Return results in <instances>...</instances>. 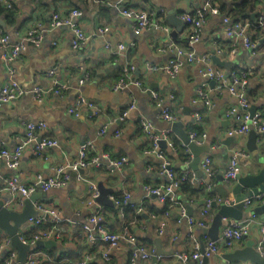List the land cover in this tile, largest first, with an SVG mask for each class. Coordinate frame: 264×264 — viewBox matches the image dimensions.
<instances>
[{"label":"clouds","instance_id":"obj_1","mask_svg":"<svg viewBox=\"0 0 264 264\" xmlns=\"http://www.w3.org/2000/svg\"><path fill=\"white\" fill-rule=\"evenodd\" d=\"M172 2L176 7L185 10L182 18L193 21L192 27L188 28L183 34L184 37L191 38V43L187 48L173 44L168 35L170 29L164 24L168 15L167 0H147L143 11L140 9L122 11L125 0H88L81 13H72L73 16L83 17L92 14L93 19L91 21L85 19L78 24L81 42L77 43L75 48H65L62 42L60 48L53 52V55L61 50L66 53L86 51L92 46L93 39L99 38L97 36L98 32L101 36L108 33L103 26L97 27L98 9L96 5L98 3L107 6L109 9L108 16H111V10L114 9L116 15L121 17L119 23L108 25L113 40L107 47L97 50V57H99L100 52L104 53V56L99 58L104 59L105 63L100 64L95 72L104 71L110 64L118 63L122 57L132 64V70L126 68L125 75L119 81L113 80L104 83H97L94 72H90L85 79L79 81V84L82 86L96 84L98 89H109L111 92L128 89L129 94L125 95L121 103L127 104L130 100L131 104L126 108V111L125 109L122 111L119 105L105 103L104 106H101L93 103L95 107L92 108V111L96 113L95 119H89L86 115H82L91 106L88 102L76 103L74 107L70 106L65 109V111L71 113L73 120L77 123H84L88 128L94 130L93 134L88 137L87 143L82 146V151L81 147H78L79 131L75 135L69 133L71 139L67 142L73 149L80 152L81 158H72L65 154L53 134L45 141V144H51L58 148V156L49 155L47 165H44L43 161L31 162L33 172L37 173L32 177L35 184H33V187H22L21 185H25L26 181L18 177L17 181L12 183L10 195L15 198L12 206L18 209L21 208L23 200L35 191L36 185L44 183L45 190L59 189L68 198L75 215H81L84 212L90 213V215L86 217L87 223L79 230L80 235L74 237L72 234L73 221L70 217L65 218L60 198L56 196L52 204H40L37 216L22 225L20 238L25 244L34 247L38 240L55 238L64 248H71L79 252L78 258L73 260L72 264H90L94 258V252L96 264H109V253L111 254L110 264H164V258L158 254L155 241L159 240V248L167 251V249L173 247L177 236L183 237V231L177 230L174 223H170L167 230H165L163 224L168 223L172 217L177 216V197L180 200L189 198L183 191L178 190V185L183 184L185 179L188 180L189 177H191L193 186H196L197 183L195 170L190 167L194 159L191 150L184 145V141L175 133L168 134L173 124L178 121H184L186 125L195 121L197 124L202 125L203 131L199 134L194 133L189 127L187 129L189 135L197 144L211 143L210 152L201 157L199 164V167L207 172L209 177L208 180L202 181L204 186L213 188L216 184L214 180L215 173L220 171L225 176V186L230 189L234 183H239V177L244 170L250 171L253 167L255 162L243 155L244 142L250 127L257 128L264 133V121L259 118L249 120L247 109L249 104L264 101V95L253 98L252 95L246 94V88L252 87L258 81H264V75H261L264 74V51H253L260 40L264 39V0H256L255 3H253V0H248L246 5L237 7L231 12L227 5L221 7L224 0H179V3H177V0H172ZM162 5L164 10L162 17L158 18L159 22L149 21L145 18L149 13V9L152 10L154 15L155 10L161 8ZM47 11H50V9ZM47 11L41 10L43 14H47ZM188 12H193L194 15L189 17ZM245 12L260 13V29L255 34L253 29L248 26L250 21L243 18ZM234 16L240 17L239 23H229ZM221 17H223V23H214ZM111 19L115 20V17L113 16ZM124 20L138 21V27L125 24L123 23ZM62 22L71 26V16L65 17ZM209 26H211L212 31L205 32V29ZM11 27V25L8 26L9 29ZM51 27L53 30H57L58 24L53 22ZM129 27H132L139 34L155 29V34L148 36L144 41L148 51L154 52L158 56L175 52L177 53L176 59L150 66L147 53L143 51L144 45H139L137 55L130 60L128 49L124 46V41L129 39ZM88 29H91V31ZM73 32L75 33V29H73ZM86 32L88 34H85ZM31 34L29 30V35ZM214 37L218 38L220 43H216ZM202 38H204L203 43H201ZM229 39L231 42L224 44V41ZM161 49H163V52L160 51ZM113 51L116 52V58L110 59L109 57H111ZM213 52L222 60L247 66L248 71H235L232 76H229L226 69H219L212 63ZM181 57L187 58L188 63L185 64ZM137 59L140 60V66L143 70L142 81L134 79V69L136 67L134 61ZM256 65L260 66L259 73L252 71V68ZM87 66H91V60L88 61ZM150 78L160 83L158 92L151 91V94H149L150 89L146 85ZM208 78L217 81L215 88L209 87ZM72 83H76L75 79ZM262 92H264V88H262ZM192 93L195 95H192ZM142 98L148 110L156 113V123L140 109L139 102ZM89 99L92 98L89 97L88 101ZM185 104L200 107L202 111L185 114ZM48 106L55 107L51 104ZM165 106L170 111L165 110ZM158 109L160 112H157ZM213 110L217 112L218 120L234 117L237 122H242V126L217 130L213 133V137H215L213 142L212 137L208 134L210 125L207 122V118ZM73 113H75L74 116ZM238 113L239 115H237ZM101 119H103L104 125L102 128H97V124ZM118 121L122 123H118ZM165 124H167V127H163ZM56 126L63 131L61 125L57 124ZM51 127L52 123L46 119L39 132L33 133L32 126L28 125L30 138L24 141L19 152L13 156L17 163H19L21 156L28 155V146L31 141L35 140L41 132ZM82 131L85 134L87 133V129ZM130 133L132 134L130 135ZM231 134H235L239 142L234 148L229 149L222 145L221 141L225 136ZM161 138L169 141L168 148L164 152L159 150L156 143ZM105 143H109L110 147L105 149ZM45 144L39 146L42 152H47ZM125 146L130 147L138 159L142 161L151 159V163L144 168L146 173H151L152 176L166 175L170 183L160 181L158 184L150 178L141 189L143 174L135 161L129 159V153L126 150L120 151ZM222 147L230 153H235L230 159L231 162L227 165L221 163L223 153L220 149ZM168 153H171V156ZM209 155L214 159H209ZM245 159H247V163H244ZM156 161L162 163L157 164ZM237 163L242 167H237ZM169 164L177 165L179 170L170 173L168 168L165 167ZM44 166H47L50 171L56 172L55 179L47 182L43 180ZM10 167L15 168V165H10ZM73 168L85 169L84 175L78 173L75 181H72L67 174L68 170ZM101 181L115 193L114 195L110 194L109 197L117 205L115 211L104 210L97 203L96 197L99 192L96 186ZM70 183L79 185L81 191H73L69 194L68 185ZM85 184L91 185V188L87 191H84ZM153 193H157L159 199L153 200ZM168 196L173 199V207L169 209L167 216H154L153 212L149 210V206L155 204L156 208L159 209V206ZM81 197H84V199H81ZM17 199L19 203L15 202ZM130 202L134 203V209L125 214L124 206ZM201 206L203 207V205ZM145 212L148 213L147 219L135 220L138 213ZM124 215H126V222L120 220V216ZM251 215V211H249L248 216L251 217ZM46 216L56 221L66 219L67 223L44 226L41 222ZM179 219H184L182 205L180 206ZM210 219V215L203 216V220L198 216L190 221L188 225H182L181 229L188 227L195 232L197 228H206L210 223ZM98 220L106 222L104 225L97 226ZM109 225L114 227H109ZM257 230L261 232L259 243L264 246V229H254L250 225L240 227L236 232L237 239L233 240L232 246L243 247L246 241L239 239L240 233H248L250 238L255 239L253 232ZM146 234H151V243L140 241L139 238ZM194 239L195 237L192 238L193 243ZM110 240L112 241L111 244H109ZM4 250H10V255L0 261V264H41L42 260H48L49 264H52L54 259L38 253L37 256L40 259L33 256L21 262L18 260L19 251L11 247L10 238L0 240V253ZM222 251L221 247L212 250L210 264H215L212 257L221 255ZM180 259L181 264H184V260L187 258Z\"/></svg>","mask_w":264,"mask_h":264},{"label":"crops","instance_id":"obj_2","mask_svg":"<svg viewBox=\"0 0 264 264\" xmlns=\"http://www.w3.org/2000/svg\"><path fill=\"white\" fill-rule=\"evenodd\" d=\"M246 2V3H245ZM256 0H253V3H255ZM88 3V0H16L14 5V11L11 16L6 14H0V32H5L9 35L11 38V41L14 43L22 42L24 41L27 33L29 30L33 28H38L42 34H43V41L40 46H36L32 43L26 44V49L21 53V55L13 62V66L16 69L17 72V78L24 90L27 92L23 94L22 96L16 98L15 100H12L9 103H0V142H3V144L8 149H14L18 144L21 143L22 139L25 137L26 131H27V123L30 121H45V119L52 123V127L50 129H46L45 131L41 132V136H47L51 137L53 134L56 136V139L60 145V147L64 150V153L67 154L69 157L72 158H78L79 151H76L73 149L70 144L67 142L71 139V136L69 135H75L79 131V139H78V147L81 146L82 143L87 142L88 137H90L93 134V129L88 128V126L84 123H77L75 120H73L72 115L65 111L66 108H68L76 99L78 94H83L86 98L91 97L96 104H100L101 106H104V104L108 105H119L121 110L128 106H130V100L127 102V104H122L121 102L124 100L125 95H128V89H125L123 91H116L111 92L109 89H98L96 84L93 85H80L79 81L85 79L86 75H88L90 72H94L97 83H104L107 81H117L120 76L122 75V69L126 64L128 63L125 58H121L118 63L110 64L107 69L100 72H95V69L100 65L105 63L104 59L99 58L103 57L104 53L100 52L99 57H97V50L102 47H107L109 44L112 43L113 35L111 32V29L108 28L109 24L113 23H119L121 21V17L116 15V11L113 9L111 10V16H108L109 9L105 4L98 3L96 5V8L98 9L97 12V27H106L108 28V33L106 35L101 36L100 33H97L98 39L94 38L91 42L92 46L88 48L86 51H77V52H71L66 53L64 51L58 52L56 55H53V52H56L57 49L60 48L61 43L63 42L65 48L71 49V36H72V30L69 26H61L58 27L57 30H53L51 25L53 21V14L55 12H68L73 8H79L82 11L84 10V6ZM147 3V0H127L125 4L129 8L132 9H140L144 10L145 5ZM177 3H179V0H177ZM248 3V0H224V2L221 4V7H223L225 4H227L228 8H232L236 4H242V6L246 5ZM50 11H47L49 10ZM62 9V10H61ZM167 9H168V15L165 18L164 24L166 27L170 29L168 35L171 38L172 42L177 43L179 45H182L184 47L188 46V39L187 37H184L183 34L187 30V24L185 21L181 18L182 14L185 13V10L180 7H176L175 4L172 2V0H167ZM41 10H46L47 14H43ZM163 5L161 8L156 9L154 15L152 14L153 20L156 22H159L158 18L162 17L163 15ZM148 11L152 12L151 9ZM232 11V10H231ZM230 11V12H231ZM170 14L176 17V22L179 21L182 24H180V30L176 33V36H172V32L177 30V26L170 22L168 19L170 17ZM246 15L248 16V19L246 21H252V23H258L259 24V12H246ZM115 17V20L111 19V17ZM104 18L103 21L101 19ZM13 18V19H12ZM234 18V17H233ZM87 19L88 21H91L93 19L92 14H89L87 17L81 16L77 19L78 23L83 22V20ZM245 19V18H244ZM123 23L134 25V21L132 20H124ZM214 23H223V17L219 18L217 21H214ZM2 24V25H1ZM11 25V29L8 28V26ZM31 26V27H30ZM252 26L250 28L253 29V32H257L260 27ZM91 31V29H88ZM212 31L211 26L209 28L205 29V32ZM129 32V39L127 41H124V45L128 49L129 59L131 60L133 56L137 55V50L139 48V45H144V41L148 36L154 35L156 30L151 29L150 31H145L142 34L136 33L132 27L128 28ZM86 34H88L86 32ZM214 40L216 43H220L218 38L214 37ZM118 41V37H117ZM204 42V38L201 39V43ZM231 41L225 40L224 44H229ZM143 51L147 53V60L151 65H157L162 62L167 63L170 59L176 58L175 52H169L167 55L158 56L155 55L154 52H149L147 49V46L144 45ZM253 51H264V39L260 40L259 44H257V47L253 49ZM163 52V51H161ZM132 55V56H131ZM219 57V56H218ZM110 59L116 58V52L113 51L111 54ZM220 58V57H219ZM242 59V58H241ZM255 59V58H254ZM91 60V66H87L88 61ZM222 62H225V65H219L216 64L213 59L212 63L220 68V69H226L227 74L229 76L232 75L235 71H243L248 70V67L243 64H233L230 61L222 60ZM185 64L188 62L183 60ZM136 67L134 70V79H140L143 80V70L140 66V60L137 59L134 61ZM259 65H256L252 68V71L254 73H259ZM121 73H120V71ZM53 70L55 72L54 78L50 75H48V72ZM8 63L3 61L0 58V90L3 87L5 83L8 82ZM121 74V75H120ZM264 75V74H261ZM54 79L58 80L59 82L64 83L68 86V88H65L62 93L56 94L49 92L46 95V98L43 101H38L36 98H34L31 91L33 88L37 86H41L46 89H51L53 87V81ZM75 79L76 83L73 84L72 81ZM209 87L215 88V85L208 79ZM150 91H159L160 89V83L157 82L155 79H149V82L146 85ZM262 88H264V81H258L255 85L248 88L247 93L252 95L253 98H258L261 95H264V92H262ZM150 94V93H149ZM192 95H195L192 93ZM65 101H68L70 103H66ZM51 104L55 107H49L48 105ZM140 109L147 115L154 123H156V113H152L148 110L144 99L142 98L139 102ZM254 108L256 112H260L264 115V101H261L256 104H250L249 110ZM202 109L200 107H197L195 105H189L185 104L184 106V113L185 114H191L192 112H201ZM254 111V112H255ZM157 112H160L158 109ZM82 115H86L89 119H95L96 116L92 114L91 110H87V112L82 113ZM74 116V115H73ZM207 122L209 123V131L208 134L210 137H212V140L214 142L215 137H213V133H215L217 130H227L231 129L234 126L237 125L238 122L234 120V118L231 119H225V120H218L217 119V112L213 110L208 118ZM118 123H122L119 122ZM59 124L62 126L63 131H61L60 127H57L56 125ZM104 125L103 119L97 124V128H102ZM163 127H167V124L163 125ZM191 127L193 130L196 129H202V125L197 124L195 121L190 122L188 125H184V129L188 132V128ZM87 129V133L85 134L82 130ZM253 130V128L251 129ZM250 130V131H251ZM250 131L247 133L243 151L245 152L246 158H251L255 163L250 171L244 170L243 174L240 176H246V175H258L262 170H264V135L260 134L258 132L257 137V148L255 150H251L248 146L249 143V137H250ZM172 133H175L172 129L169 130L168 134L171 135ZM189 133V132H188ZM132 133H130L131 135ZM176 134V133H175ZM176 136H178L176 134ZM239 140L236 135H228L225 136L221 143L222 145L228 147L229 149L234 148L236 144H238ZM169 141L166 140V144L164 147H162L160 144L159 150L161 152H164L168 148ZM211 147V143H209ZM29 153L26 156H23L20 164L17 168L11 169L8 168L4 162V160H0V200H3L5 204L10 199V192L6 189V179L12 177V176H18L19 178H23L27 184H31L33 182L32 177L35 176L37 173L33 172V165L31 162L33 161H43L44 165H47L48 156L51 155L53 157L58 156V148L50 147L47 148V152H42V155L39 157L34 156V147L35 143L30 144L29 146ZM110 147L109 143L104 144V148L107 149ZM127 151L129 153V159L132 161H135L136 165L140 168L142 172V179H141V189H143L144 183L148 182L151 178L152 180H155L156 183H160V181H163L165 183H168V177L165 176H152L151 173H146L144 171L145 166L149 165L151 163V159L146 160H140L136 157L135 153L132 151V149L128 146H125L124 149H121L120 151ZM220 151L223 153V159L221 160V163L227 165L230 161V155L231 153L226 151V148L222 147ZM210 152H203L201 157L205 154H208ZM169 156H171V153H168ZM211 157V155H209ZM214 159L213 157H211ZM71 162V161H70ZM157 164L162 163L161 161H156ZM244 163H247V159H245ZM200 164V163H199ZM174 171H178V166L175 164H171ZM192 169H194L192 166H190ZM242 167V165H240ZM200 170L203 171L202 168L198 166ZM82 172L79 171L80 174L84 175L85 169H81ZM195 175H196V169ZM72 181L76 180L77 173L74 171H69ZM54 174V171H50L47 166H44L43 169V176L49 177ZM75 174V175H74ZM197 177V183L198 186H203L198 191L194 193H189L188 190L185 188L182 189V191L185 193L188 199L181 200L182 203L176 205V211L177 216L172 217L168 223H164L163 227L165 230L169 228L170 223H174L176 225L177 230L183 231V237L177 236L175 243L173 244L172 248L167 249V251H163L161 256L164 258V264H181V261L178 260L175 257V253L177 252H186V253H192L195 250L194 243L192 242V235L191 232H193V236H195L197 242L201 245V243H206L205 234L208 236V234L201 228H197L195 232L192 230V228L184 227L181 229L182 225H188L189 222L187 218H184L183 220L179 219V210L180 206H184L187 211L190 212L189 217L197 218L200 216V218L203 217V211L205 209L209 210L208 215L211 217L210 219V225L212 222V219L214 215L217 213L219 205L212 206V203L217 201L219 202L218 198H222V192L220 188H223L224 191L228 192V201H232L233 195H232V186L231 188H227L225 186V176L222 172L217 171L215 173L214 180L216 182L215 186L213 188L204 186L202 184L203 180H208L209 177L206 176L205 172L204 175H196ZM239 177V178H240ZM87 180V177H86ZM189 181H191V177L188 178ZM236 184V183H235ZM257 187H260L259 185ZM89 188H91L90 184L84 185V191H87ZM181 187L178 189L180 191ZM250 189V187H243V192H247ZM73 191L80 192V186L76 185L74 183H70L68 185V192L71 194ZM36 193V194H35ZM212 195V200L210 201V205H208V201L210 198H207V194ZM33 195L37 196V200L34 203V206L36 208L37 204L45 203V204H52L53 200L56 196H59L61 205L63 207V212L65 218L70 217L73 221V236L77 237L79 230L81 229V225L84 223L86 217L90 214L87 212L82 213L81 215H75L72 211L71 205L69 203V200L67 197L61 193L59 189H54L53 191L44 192L41 189H37L32 193ZM31 194V195H32ZM115 194L114 192L112 193ZM192 194V195H191ZM31 195L28 197L30 198ZM255 196V195H254ZM27 198V199H28ZM25 199V202L26 200ZM81 199H84V197H81ZM153 200L158 199L156 196H152ZM179 199V197H178ZM163 202L159 209L156 208L155 204H152L157 211L153 212L154 216L164 217L167 216L168 211L170 208L173 207L172 205H168L164 212L160 209H163L166 207V204ZM13 205V204H12ZM10 205V206H12ZM25 205V203H24ZM21 208H15V207H9L17 211L23 210V207ZM101 205V204H100ZM189 209H187V206ZM203 205V207L201 206ZM264 205V201H261L259 199H253L252 202L249 205L244 206V212H245V218L249 217L248 212L251 211V214H255L257 222L254 224L252 228L254 229H260L259 227V221L263 220L264 218V209L262 210V206ZM104 210H109L105 205H101ZM116 210V207H112ZM151 211V209H149ZM37 214L38 210L36 209ZM113 211V210H111ZM36 214V215H37ZM141 218L135 219V220H144L148 218V213H140ZM35 216V215H34ZM188 217V214H187ZM229 219V218H228ZM226 219V220H228ZM120 220L123 221V217L120 216ZM134 223V221H132ZM28 223V222H26ZM25 223V224H26ZM67 221H63L60 223V225L66 224ZM24 225V224H23ZM46 224H44L45 226ZM109 227H114L113 225H109ZM222 228L220 229V237L222 233ZM21 229V228H20ZM19 229V234H20ZM197 233V235H196ZM253 236L255 239H252L249 237V234L245 236V238L242 241H246L243 247L247 246L248 242H253L257 248L259 244V239H261V232L259 230L253 232ZM4 238H10L9 234L5 232L4 230L0 229V240ZM143 241L146 243L152 242V236L151 234H146L144 236L140 237ZM208 238H210L208 236ZM55 239V238H52ZM11 240V239H10ZM156 242V241H155ZM222 244L221 239L218 241ZM55 245H52L50 247H46L45 250H39L36 252L43 253L44 256L54 258L52 261V264L58 262V259H61L59 261H66V260H75L79 256V252L75 251L71 248H64L58 241L55 240ZM11 247L12 246L11 243ZM243 247H224L222 254L218 256L212 257V259L215 261V264H227V260L225 259V255L229 252L234 251L238 248ZM16 249V248H14ZM264 249V246H263ZM51 252V253H50ZM264 253V250H263ZM30 254V253H29ZM28 254V256H29ZM10 255V250H4L2 253H0V261L6 259ZM57 259V260H56ZM56 260V261H55ZM111 261V256L109 259V264ZM240 264H246L249 262H237ZM41 264H49L48 260H42ZM92 264H96V259L94 255V259L92 261ZM185 264V263H184ZM191 264H196V261L191 262ZM205 264H210V258H207L205 260Z\"/></svg>","mask_w":264,"mask_h":264},{"label":"built area","instance_id":"obj_3","mask_svg":"<svg viewBox=\"0 0 264 264\" xmlns=\"http://www.w3.org/2000/svg\"><path fill=\"white\" fill-rule=\"evenodd\" d=\"M126 1L127 0H125V2ZM15 2H16V0H0V5L2 7H4V8L9 9V8H12L15 5ZM131 10H132V8H129L127 6V4L124 3L123 8H122V11H131ZM141 11H143V10H141ZM81 12H82L81 9H79V8H73V9H71L68 12H55L53 14V21H52V23L53 22L57 23L58 24V27H61V26H69L68 24L63 23L62 21H63V19L65 17L71 16L72 23H71V26H69V27L72 30V36H71V46H72V48H75V45L77 43H80L81 42L80 41V29L78 27V24L79 23L77 21V19L80 18L81 16H73L72 13H81ZM183 15L184 14H182V16ZM193 15H194L193 12H188V16L189 17H191ZM182 16H181V18H182ZM145 18L146 19H149V21L150 20H153L152 12L149 11V13L145 16ZM182 19L187 24V29L192 27L193 21L191 19H185V18H182ZM239 22H240V20L232 19V21H230L229 23H239ZM138 23H139L138 21H134V26L138 27ZM259 25H260V23H259ZM248 26L250 27V23H249ZM73 29H75V33L73 32ZM105 29L108 30V28H106V27H105ZM30 31H31L32 34L29 35V31H28V33L26 35L27 38H25L24 41L18 42V43L12 42L11 41V38L9 37V35L7 33L0 32V58L3 61H5V62L8 63V71H7L8 72V82L5 83L3 85V87L1 88V90H0V103L1 104L9 103L12 100H15L16 98L22 96L23 94H25L27 92L26 90H24L22 88V86L20 85V83L18 81L17 72H16L15 67L13 66V62L26 49V44L32 43V44H34L36 46H40L41 45V43L43 41V34H42V32L38 28H33ZM136 33H138V32H136ZM5 39H6V41H5ZM187 39H188V45H189L191 43V38L190 37H187ZM173 44L179 45V44L174 43V42H173ZM187 47H185V48H187ZM125 48H126V46H125ZM160 51H163V49H161ZM176 55H177V53H176ZM214 55H216L215 52L212 53L211 59L213 58ZM174 59H176V58H173V59H170V60H174ZM181 59L188 62L187 58H185V57H181ZM126 68L131 71L132 70V64H126L123 67V69H122L123 72H122V75L120 76V78L125 75V69ZM247 71L248 70H243V72H247ZM48 75H50V76H52L54 78L55 72L53 70H51V71L48 72ZM119 79L117 81H119ZM208 79L211 82H214V85L216 87L217 81L214 80V79H211V78H208ZM137 80H140V79H137ZM65 88H68V86L65 85L64 83L59 82L58 80L54 79V81H53V87L51 89H46V88H43L41 86H37V87L33 88V90L31 91V93L33 94L34 98H36L38 101H43L46 98L47 93L52 92V93L60 94V93L63 92V90ZM117 91H120V90H117ZM152 91L155 92L154 90H152ZM150 94H151V91H150ZM246 94H247V92H246ZM84 102L90 103L91 106L89 107V110H91V111H92V108L95 107V104H96L93 100H90L89 99V101H88V98H86L83 94L80 93V94L77 95L76 99L74 100V102L70 106L74 107L76 103H84ZM93 103H95V104H93ZM129 104H131V101H130ZM249 106H250V104L248 105V109H247L248 119L249 120H254V119L259 118L261 121H264V115L261 114L260 112H256V111L254 113H251V111L249 110ZM165 110H169L170 111V109H168L167 106H165ZM92 114L94 116H96V113L93 112V111H92ZM73 115H75V113H73ZM237 115H239V113ZM234 120H235V118H234ZM43 123H44V121H37V122L30 121V122H28L27 123V126H26L27 131H26L25 137L22 139L21 143L18 144L12 150L11 149H8L3 144V142H0V160H4V162H5V164H6V166L8 168L15 169L20 164V161H21V159H22L23 156H21L19 158V163H17L16 159H14L13 156L16 153L19 152L20 148L23 146L24 141L30 138L29 137L28 125H31L32 126L31 130H32L33 133H35V132H39L40 131ZM240 126H242V122H238L237 125L234 126L233 128H237V127H240ZM251 129L252 128L250 127L248 129V132ZM253 129H255L260 134L264 135V133H262L259 129H257V128H253ZM193 132L196 133V134H199L196 131H193ZM231 135H235V134H231ZM48 138L49 137H47V136L38 135L35 140H32L31 141V144L32 143H35L34 156L39 157V156L42 155V151L40 150L39 146H40V144H45V141L48 140ZM161 140H163V138H161V139H159V140L156 141L157 145L159 144V142ZM86 143L87 142H84V143L81 144V146H80L81 147V151H82V146L84 144H86ZM45 147L46 148H50V147H54V145L45 144ZM232 155H235V153H231L230 159L232 158ZM243 155L244 156L246 155L244 151H243ZM78 158H81L80 152H79ZM209 159H212V158L209 157ZM230 162L231 161H229V163ZM10 165H15V168L10 167ZM165 167L168 168V171L170 173L171 172H175L173 170L171 164L165 165ZM237 167H240V164L239 163H237ZM81 169H84V168H73V169H69L67 174H68V176H70V173H69L70 170L71 171H74V172H76L78 174ZM205 174H206V176H208V173L207 172H205ZM80 175H82V174H80ZM17 178H18V176H12V177L6 179V189L10 193H11V189H12V183L16 182L17 181ZM42 178H43V180L45 182H47V181H49L51 179H55L56 178V172L54 171V174L51 175V176H49V177H44L43 176ZM168 180H169V178H168ZM186 180H187V178L185 179V181ZM168 183H170V181H168ZM33 184H35V181L34 180H33V182L31 184L25 183V185L22 184L21 186L22 187H24V186H26V187L27 186L28 187H33L34 186ZM179 188H180V185H178V189ZM37 189H41V190H43L45 192H48L47 190H45V184L44 183H41L39 185H36L35 191ZM96 189H97V186H96ZM97 191H98V189H97ZM20 195L22 196L23 194L21 193ZM152 196H156L159 199V196H158L157 193H153ZM14 199H15L14 197L10 196V199L8 200V202L5 205L7 207H13V206H10V205L13 204ZM221 199L218 198L219 201H221ZM253 199H259L261 201H264V192H261L259 194H256L255 196H252L250 198H246L245 199V204L246 205H249L252 202ZM167 200L170 201V202H173V199H172L171 196L166 197L164 199V202L167 201ZM211 200H212V198H210V200L208 201V205L211 204L210 203ZM15 202L16 203H19V200L17 199ZM232 202H234V200L228 201L227 203H230L231 204ZM24 203H25V200H23V205H24ZM130 203L133 204V206H134V203L133 202H130ZM40 204H45V203H40ZM40 204H37L36 205V209L37 210H38V206ZM125 206H124V212H125ZM182 209H183V216H184V218H187L188 222H190V221H192V220L195 219L194 217H189V216L187 217L186 209H185L184 206L182 207ZM179 213H180V210H179ZM208 213H209V210L208 209H205L203 211V216L208 215ZM36 216L37 215L31 216L30 218H28V221L30 219L35 218ZM124 216H122V217L124 218ZM201 220H203V217L201 218ZM63 221H67V220L65 219V220H61V221H56V220L50 219L49 217L46 216L41 223H42V225H44L46 223H49L50 225H55V224H60ZM253 221H255V223L257 222V219H256L255 214H252L251 217L243 218V219H240V220H235V219L225 220V223H224L223 228H222V233H221V242H222V244L220 242H218L217 240H212L211 238H208V236L205 234L204 237L206 239V243H205V250L204 251H202V244L203 243H201V245H200L199 242H197V240L195 238L194 239V242H195L194 243V247H195L194 252H192L191 254L190 253H186V252H177V253H175V257L178 260H180V261H181L180 258L186 257L187 259L184 260V263L185 264H191L192 260L193 261H196V264H205V260L207 258H210V255H211L213 249H215L217 247H222V246L228 247V248L233 247L232 246L233 240L237 239L236 232L240 229V227H243V226L250 225L251 227H253L254 224H255V223H253ZM104 222H105L104 220H98L97 221V224H98L97 226L104 225L105 224ZM86 223H87V220L85 219L84 223L81 225V229L84 227V225ZM50 225H48V226H50ZM209 227H210V224L206 228H201V229H203L206 232V230ZM259 227H260V229H264V218H263V220L259 221ZM191 235H192V238L195 237V236H193V232H191ZM247 235H248V233H240L239 239L242 241L245 238V236H247ZM139 239H140V241L142 243H146L141 238H139ZM111 243H112V241L110 240L109 241V244H111ZM257 250H259L262 254H264L263 253V250H264L263 249V246H261L260 243L257 246ZM38 253H41V252H36L35 251V252L30 253L29 256H28V259L30 257H33V256H36L37 259H40V257L37 256ZM41 254H43V253H41ZM110 256H111V254L109 253V258H110ZM93 257H94V254H93ZM93 259H92V261H93ZM72 261L73 260H66L63 263L64 264H72ZM227 264H240V263L228 262ZM246 264H256V263L249 262V263H246Z\"/></svg>","mask_w":264,"mask_h":264},{"label":"water","instance_id":"obj_4","mask_svg":"<svg viewBox=\"0 0 264 264\" xmlns=\"http://www.w3.org/2000/svg\"><path fill=\"white\" fill-rule=\"evenodd\" d=\"M170 22L174 23L177 26V30L172 32V36L175 37L176 33L180 30L181 22H176V17L170 14L168 18ZM176 19V20H175ZM2 25V24H1ZM213 61L219 65H225V62H222L217 55L213 56ZM214 84V82H212ZM254 108L251 109V113H254ZM185 122L178 121L173 124L172 130L178 135V137L184 141V145L187 146L193 156L194 159L190 166L196 169V175H204V171L198 168L201 155L203 152H207L210 150L209 143L205 144H197L195 141L191 139L189 133L184 129ZM257 137L258 132L253 129L250 131V139L248 146L251 150H255L257 148ZM159 144L164 147L166 144V140H161ZM82 172V170H80ZM75 175V174H74ZM260 187H257V186ZM243 187H250L247 192H243ZM97 189L99 195L96 197L97 203L109 207H116V203L110 199V194L113 193V190L109 187H106L105 184L101 181L97 184ZM222 192L221 201L213 202L212 206L219 205L217 213L214 215L210 227L206 230L208 236L212 240H218L220 238V229L224 225L226 219H235L240 220L245 218L244 206L245 199L258 194L259 192H264V170H262L258 175H246L239 178V183H234L232 186V195L234 202L227 203L228 192L224 191L223 188H220ZM42 191V190H41ZM45 192V191H44ZM36 194V193H35ZM37 200L36 195H31L25 202L23 210L17 211L12 208H9L5 205L3 200H0V229L7 232L10 236L12 246L19 251L18 260L24 262L28 259V254L31 253L35 248L38 247H50L55 245V239L49 240H38L34 247L25 244L19 234V229L23 224L28 222V218L37 214L34 203ZM187 209H189L188 205ZM264 209V205L262 206V210ZM188 216H190V212L187 211ZM253 214V212H252ZM157 243V251L158 254H162L163 250L159 248L160 241L156 240ZM205 250V244H202V251ZM225 259L227 262H251L256 264H264V254H262L259 250H257L255 244L253 242H248L247 246L243 248L235 249L232 252H229L225 255Z\"/></svg>","mask_w":264,"mask_h":264},{"label":"trees","instance_id":"obj_5","mask_svg":"<svg viewBox=\"0 0 264 264\" xmlns=\"http://www.w3.org/2000/svg\"><path fill=\"white\" fill-rule=\"evenodd\" d=\"M246 3V2H245ZM227 4H225L224 6H226ZM223 6V7H224ZM229 6V5H228ZM222 7V8H223ZM237 7H243L242 6V4H236L235 6H233L232 8L230 7V9H229V11H233L235 8H237ZM14 9V6L12 7V8H9V9H7V8H4V7H2L1 5H0V14H6V15H8L9 14V16H11L12 14H13V10ZM244 15V17L243 18H245V20H247L248 19V16L246 15V12L243 14ZM247 18V19H246ZM13 19V18H12ZM232 19H235V20H240V17H235L234 16V18H232ZM256 26V27H260V25L257 23H252V21L250 20V27H252V26ZM255 27V28H256ZM119 71H120V69H119ZM120 73H121V71H120ZM121 75V74H120ZM248 91V88H246V92ZM248 94V93H247ZM193 131H196L197 133H200V132H202L203 130L201 129H196V128H194L193 129ZM180 187H181V189H180V191H182V189L183 188H185L186 190H188L189 191V193H194V192H196V191H198V189H200L201 187H203V186H198V185H196V186H193L192 185V183H191V181H189V183H188V180H186V181H184L183 182V184H181L180 185ZM192 195V194H191ZM207 198H212V195H210L209 193L207 194V196H206ZM178 199V198H177ZM172 203L173 202H170V201H165V203L164 204H166V207H164L163 209H160L161 211H165L166 209H169V208H167L168 207V205H172ZM182 203V201L180 200V199H178V205L179 204H181ZM150 207V209H151V211L152 212H155V211H157V209L154 207V206H152V205H150L149 206ZM106 208H108L109 210H113V211H115V209L114 208H112V207H106ZM134 209V206H133V204H128V205H126L125 206V214H127L128 212H130V211H132ZM141 214H137L136 215V217H135V219L137 218V219H140L141 218V216H140ZM106 222V221H105ZM104 222V223H105ZM122 222H126V215L124 216V218H123V221ZM48 225H50L49 223H46V225L45 226H48ZM51 226V225H50ZM25 235H27V233H25ZM80 235V231H79V233H78V235L76 234V236H79ZM46 249V247H38V248H35L33 251H31V253L32 252H35V251H39V250H45ZM51 253V252H50ZM94 255H95V252L93 253ZM57 260V259H56ZM55 260V261H56ZM59 260H61V259H58V262H57V264H64L62 261H59ZM54 264H56V263H54ZM90 264H92V262L90 263Z\"/></svg>","mask_w":264,"mask_h":264},{"label":"bare ground","instance_id":"obj_6","mask_svg":"<svg viewBox=\"0 0 264 264\" xmlns=\"http://www.w3.org/2000/svg\"><path fill=\"white\" fill-rule=\"evenodd\" d=\"M220 239H221V237L217 241H219Z\"/></svg>","mask_w":264,"mask_h":264},{"label":"rangeland","instance_id":"obj_7","mask_svg":"<svg viewBox=\"0 0 264 264\" xmlns=\"http://www.w3.org/2000/svg\"><path fill=\"white\" fill-rule=\"evenodd\" d=\"M259 193H261V192H259ZM259 193H258V194H259ZM255 195H256V194H255Z\"/></svg>","mask_w":264,"mask_h":264}]
</instances>
